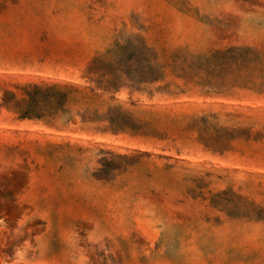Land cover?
I'll return each instance as SVG.
<instances>
[{"label":"rangeland","instance_id":"obj_1","mask_svg":"<svg viewBox=\"0 0 264 264\" xmlns=\"http://www.w3.org/2000/svg\"><path fill=\"white\" fill-rule=\"evenodd\" d=\"M0 264H264V0H0Z\"/></svg>","mask_w":264,"mask_h":264},{"label":"trees","instance_id":"obj_2","mask_svg":"<svg viewBox=\"0 0 264 264\" xmlns=\"http://www.w3.org/2000/svg\"><path fill=\"white\" fill-rule=\"evenodd\" d=\"M27 88L29 89L26 91L28 101L20 112L22 120H42L46 117H55L60 112L67 113V105L75 100L72 96L80 93V90L73 86L30 85ZM97 89L109 92V89L102 85H99ZM110 122L112 129L121 130V127H116L114 119H110Z\"/></svg>","mask_w":264,"mask_h":264}]
</instances>
